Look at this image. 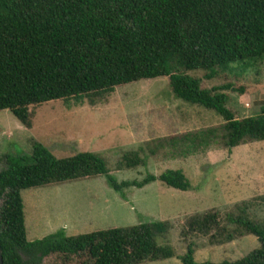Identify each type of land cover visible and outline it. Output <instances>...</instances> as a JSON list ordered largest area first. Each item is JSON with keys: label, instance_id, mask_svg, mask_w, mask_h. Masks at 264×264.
Listing matches in <instances>:
<instances>
[{"label": "trees", "instance_id": "obj_1", "mask_svg": "<svg viewBox=\"0 0 264 264\" xmlns=\"http://www.w3.org/2000/svg\"><path fill=\"white\" fill-rule=\"evenodd\" d=\"M264 59V0H0V111L26 129L30 107L60 101L66 107L103 103L115 87L165 77L172 95L213 112L217 127L184 132L125 151L116 171L146 165L160 153L184 158L220 147L264 141V106L254 116L235 119L225 107L228 84L201 88L232 65ZM30 155L2 156L0 170V253L2 264H43L61 256L79 264H142L176 258L180 264H264V220L241 201L220 214L188 216L179 231L185 249L176 255L165 240L171 225L149 221L131 227L66 237L57 230L27 241L20 192L70 181L103 177L117 193L157 181L177 191L190 185L180 170L166 169L142 180L117 182L106 159L90 152L56 158L31 142ZM145 154V155H144ZM264 197H260V201ZM253 236L258 247L234 261L197 263L193 238L209 246Z\"/></svg>", "mask_w": 264, "mask_h": 264}, {"label": "rangeland", "instance_id": "obj_2", "mask_svg": "<svg viewBox=\"0 0 264 264\" xmlns=\"http://www.w3.org/2000/svg\"><path fill=\"white\" fill-rule=\"evenodd\" d=\"M232 65L229 72H218L211 81L201 73V88L228 84L225 107L235 119L257 115L264 106V59L255 63ZM32 120L24 128L7 111H0V158L30 155L31 142L48 149L56 158L90 152L106 159L110 175L117 181H140L147 174L157 176L166 169L180 170L190 190L177 191L157 181L141 188L114 192L103 177L81 179L20 192L24 224L29 241L41 239L62 229L66 237L125 228L149 221H167L171 228L163 241L176 255L184 253L179 237L184 220L195 213L231 210L241 201H250V215L264 220V141L246 142L229 152L211 148L184 158H170L164 153L146 156V165L134 170L116 171L115 163L125 151L136 150L144 143L198 129L217 127L222 120L213 112L190 106L176 99L167 78L139 80L115 87L107 99L93 107H66L49 102L30 107ZM145 155V154H144ZM4 168L0 161V170ZM67 229V230H66ZM195 262L234 261L258 247L253 236L209 246L205 238H193ZM43 264L69 263L61 256ZM142 264H180L176 258Z\"/></svg>", "mask_w": 264, "mask_h": 264}, {"label": "crops", "instance_id": "obj_3", "mask_svg": "<svg viewBox=\"0 0 264 264\" xmlns=\"http://www.w3.org/2000/svg\"><path fill=\"white\" fill-rule=\"evenodd\" d=\"M24 220H25V219H24ZM24 225H25L26 239H27V241H29L28 238H27V232H28V231H27V226H26V224H24ZM66 230H67V229H66Z\"/></svg>", "mask_w": 264, "mask_h": 264}, {"label": "water", "instance_id": "obj_4", "mask_svg": "<svg viewBox=\"0 0 264 264\" xmlns=\"http://www.w3.org/2000/svg\"><path fill=\"white\" fill-rule=\"evenodd\" d=\"M0 264H2L1 253H0Z\"/></svg>", "mask_w": 264, "mask_h": 264}]
</instances>
